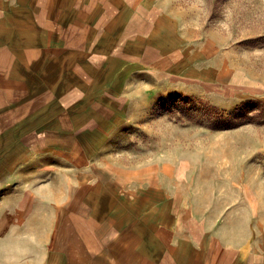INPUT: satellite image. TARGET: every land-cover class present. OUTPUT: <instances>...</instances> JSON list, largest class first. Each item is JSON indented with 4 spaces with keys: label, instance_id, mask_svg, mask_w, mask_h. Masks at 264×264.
<instances>
[{
    "label": "crops",
    "instance_id": "0c3cea01",
    "mask_svg": "<svg viewBox=\"0 0 264 264\" xmlns=\"http://www.w3.org/2000/svg\"><path fill=\"white\" fill-rule=\"evenodd\" d=\"M167 23L160 0H0V264H264L260 198L115 165L137 90L180 75Z\"/></svg>",
    "mask_w": 264,
    "mask_h": 264
},
{
    "label": "rangeland",
    "instance_id": "374dc122",
    "mask_svg": "<svg viewBox=\"0 0 264 264\" xmlns=\"http://www.w3.org/2000/svg\"><path fill=\"white\" fill-rule=\"evenodd\" d=\"M160 2L163 33L183 48L180 75L150 74V89L137 90L115 165L177 171L202 203L254 206L256 197L264 208V0Z\"/></svg>",
    "mask_w": 264,
    "mask_h": 264
}]
</instances>
